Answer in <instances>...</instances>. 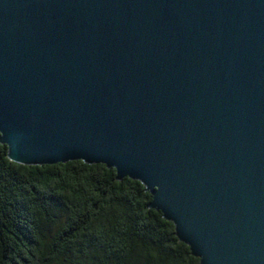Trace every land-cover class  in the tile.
Masks as SVG:
<instances>
[{
    "label": "water",
    "instance_id": "95a60500",
    "mask_svg": "<svg viewBox=\"0 0 264 264\" xmlns=\"http://www.w3.org/2000/svg\"><path fill=\"white\" fill-rule=\"evenodd\" d=\"M0 142L138 180L200 264H264V0H0Z\"/></svg>",
    "mask_w": 264,
    "mask_h": 264
},
{
    "label": "trees",
    "instance_id": "16d2710c",
    "mask_svg": "<svg viewBox=\"0 0 264 264\" xmlns=\"http://www.w3.org/2000/svg\"><path fill=\"white\" fill-rule=\"evenodd\" d=\"M151 198L105 164L23 165L0 142V264H200Z\"/></svg>",
    "mask_w": 264,
    "mask_h": 264
}]
</instances>
